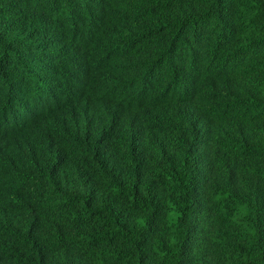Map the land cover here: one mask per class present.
<instances>
[{
  "label": "trees",
  "instance_id": "trees-1",
  "mask_svg": "<svg viewBox=\"0 0 264 264\" xmlns=\"http://www.w3.org/2000/svg\"><path fill=\"white\" fill-rule=\"evenodd\" d=\"M0 264H264V0H0Z\"/></svg>",
  "mask_w": 264,
  "mask_h": 264
}]
</instances>
